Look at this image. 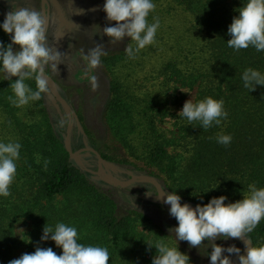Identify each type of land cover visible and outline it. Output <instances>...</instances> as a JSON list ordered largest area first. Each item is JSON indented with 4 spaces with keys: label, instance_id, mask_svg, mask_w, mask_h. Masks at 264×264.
I'll list each match as a JSON object with an SVG mask.
<instances>
[{
    "label": "trees",
    "instance_id": "trees-1",
    "mask_svg": "<svg viewBox=\"0 0 264 264\" xmlns=\"http://www.w3.org/2000/svg\"><path fill=\"white\" fill-rule=\"evenodd\" d=\"M173 1L190 13L193 21L176 45L174 56L154 78L161 79L163 90L155 95H141L127 88L124 78L111 81L106 125L125 155L118 158L102 153L101 156L104 161L118 164L141 163L153 172L150 175L163 181L162 187L176 191L190 204L203 206L220 196L227 197L226 204L236 202L248 194L250 184L264 188V86L257 85L249 91L242 80L249 68L264 73V51L258 52L251 46L235 51L227 46L231 39L228 27L246 0ZM0 42L11 43L9 34L2 29ZM146 47L158 51L151 45ZM120 55L122 58H111L107 66L115 67L119 61L130 60L126 53ZM136 56L144 55L140 51ZM16 79L0 80V106L12 93L10 85ZM26 83L36 90L34 80ZM176 85L196 89L195 103L206 97L223 100L228 118L221 125L205 130L198 122L189 124L178 116L177 136L168 139L159 124L169 117V108L175 100L172 95L167 97V93ZM44 97L34 102L39 121L35 127L41 132L34 138L32 125L33 139L30 141L28 135L19 141L20 153L26 160L17 168L16 181L10 186L11 195L0 197V264L14 260L21 246L14 234L18 221L30 227L22 255L32 254L37 248H52L56 254L62 253L54 241H42L41 237L44 226L55 227L63 222L77 228L80 243L107 246L111 254L109 264H149L148 258L156 255V251L145 239L139 238L141 244L136 241L137 227H156L165 242L172 240L175 233L168 234L170 226L164 224L159 228L138 211L123 212L111 192H103L88 182L76 167V160H70L54 130ZM221 134L232 137L229 145L217 143L216 138ZM99 181L103 182L101 178ZM159 203L162 209H169L160 199ZM245 238L252 246L264 245V220ZM238 240L244 249L243 239ZM202 244L200 248L187 246V250H194L197 258L210 263V247L205 246L208 241Z\"/></svg>",
    "mask_w": 264,
    "mask_h": 264
},
{
    "label": "rangeland",
    "instance_id": "rangeland-1",
    "mask_svg": "<svg viewBox=\"0 0 264 264\" xmlns=\"http://www.w3.org/2000/svg\"><path fill=\"white\" fill-rule=\"evenodd\" d=\"M15 3L18 8L24 7L41 11L46 26H50L49 40L53 50H59L64 54V63L58 66V72L50 73L49 80L58 97L50 90L49 93L44 94L46 111L63 145L70 131L69 148L72 154H77L84 149H91L101 159L102 153L118 158L124 156L125 151L113 138L106 125L107 107L111 100L110 83L115 78H124L123 82L127 85V88H132L141 95H155L163 90L160 84L161 79L156 81L154 78L165 62L174 56L176 45L190 28V23L193 21L192 15L184 11L183 7L178 6L173 0H156L154 2L156 4L155 11L150 13L148 22H154V17L160 21L155 45L151 44L152 47L158 48V51L153 52L151 48L145 47L141 50L144 56H136L128 61H119L118 65L113 67L111 64L107 66V62H110L113 57L119 56L122 58L120 54L125 53V49L131 41L130 38L124 37L116 44H112L109 38L103 35L104 27L114 26L115 24V22L109 23L105 18L106 14L101 10L104 0H0V4L8 9H13ZM45 5H47L46 10ZM8 12L11 11L0 7V20L2 23ZM11 36L12 34H9L10 42ZM161 39L162 41H160ZM97 45H100L107 52V55L102 57L101 66L91 73L97 77L98 85L93 91L89 81L84 76L86 64L76 53L80 49H84L86 54L87 51ZM13 50L18 51L19 46L13 45ZM46 71H50V69L46 68ZM183 90H188L190 93L183 92ZM13 95L12 91L9 96ZM171 95L175 101L169 108V117L159 124V128L168 139L177 136L176 118L180 116L179 112L186 101L192 100L195 103L197 90H189L176 85L167 93V97L171 98ZM9 96H7L5 104L0 106V141L5 143L20 141L21 143L28 135L31 136L29 138L31 141L33 138L30 134V126L32 125H34L33 137H38L41 131L35 127L37 124L39 126V121H37L38 115L35 111L34 102L17 108L9 101ZM60 101L64 103L68 110ZM14 108L17 109L14 110ZM12 109L14 111L11 112ZM61 121H66V123L61 126ZM174 153L179 154V151ZM25 160L24 154L20 153L17 168H21ZM75 160L76 167L89 183L103 192L107 193L109 191L115 196L120 210L123 212L138 211L152 219L153 223L159 228H162L164 224L170 226L171 230H167L168 234L175 233L173 229L178 225V222L170 215L169 209L161 208L157 196L150 194V187L155 185L150 180L157 182L161 187L164 183L162 180L160 181V179L150 175L153 172L146 169L141 163L118 164L102 159L104 162L101 166L102 177L106 181L122 185V187H118L119 190L113 191L105 187L107 185L105 182L99 181V162L95 154L82 153ZM138 177L150 180H137L130 185H125ZM162 188V202H164V196L170 194L171 191L168 188ZM127 201H131V203H127ZM180 203L182 205L186 203L191 207L197 206L182 198ZM164 205L170 208V205L166 203ZM155 228L139 225L136 230V237H138L136 241L140 243L139 238H142L145 239L146 244L154 245L162 239L158 234V229ZM29 231L30 227L24 225L21 221L15 224L14 234L21 244L15 254V259L21 257L25 243L28 240ZM167 243L173 247L177 244L179 251L189 256L190 264H210L206 260L202 262L197 258V253H194V250L192 252L188 251L187 246L190 245L187 241L175 242L174 237L172 240H168ZM214 243L224 248L234 245L241 250L240 254H247L246 247L243 249V244L236 238L218 239ZM152 248L156 251L154 247ZM208 251L209 253L212 251L211 247L208 248ZM61 254L57 253V255ZM224 255L229 254L224 253ZM152 257L148 258L149 264L152 262ZM230 258L234 261V264L235 262L238 264L236 254H231Z\"/></svg>",
    "mask_w": 264,
    "mask_h": 264
},
{
    "label": "clouds",
    "instance_id": "clouds-1",
    "mask_svg": "<svg viewBox=\"0 0 264 264\" xmlns=\"http://www.w3.org/2000/svg\"><path fill=\"white\" fill-rule=\"evenodd\" d=\"M155 8L154 0H104L101 10L106 14V20L115 24L104 27L103 35L112 44L124 37L130 38L134 43L126 47L125 53L130 59H134L146 46L155 43L160 21L154 17V22H148V17ZM238 12L239 15L233 18L228 27L231 39L227 41V46L235 51L250 46L258 52L264 51V0H246ZM49 27L40 10L18 8L16 3L13 11L6 13L3 23H0V29L5 34H12L11 43L5 45L0 42V80L17 78L10 85L14 95L8 97L16 107L40 101L44 94L49 93L50 73L58 72V66L64 63V54L59 50L54 51L50 44ZM13 45H18L19 50L14 51ZM76 55L86 64L84 76L95 91L98 86L97 77L91 73L101 66L102 57L107 52L97 45L86 54L84 49H80ZM46 68L50 71H46ZM28 80L35 81V91L26 83ZM242 80L244 87L252 91L257 85L264 86V73L249 68L244 71ZM183 92L190 93L188 90ZM179 115L189 124L198 122L205 130L213 125H221V121L228 118L223 100L211 97L196 103L186 101ZM64 123L66 121H61V126ZM216 140L227 146L232 137L221 134ZM21 147L19 142L0 141V197L11 195L10 186L17 175ZM150 194L160 197L155 186L150 187ZM180 199L176 191L164 196V203L170 205V215L178 222L173 229L175 242L187 241L191 247L200 248L204 245L203 241H208L205 246L212 249L208 254L210 264H234L231 254L237 255L238 264H264V245L256 247L251 245L250 240H244L247 254L242 255L241 250L234 245L224 248L214 243L218 239H241L257 228L264 220V188L250 184L249 192L242 200L227 204L225 196L214 197L207 204H198L195 208L186 203L182 205ZM49 239L62 249L61 255H57L52 248H37L34 253L23 254L9 264H109V248L80 243L75 226L63 222H58L55 227L44 226L41 240ZM148 245L156 249L151 264H190L189 256L181 253L177 244L169 246L161 239L154 245Z\"/></svg>",
    "mask_w": 264,
    "mask_h": 264
},
{
    "label": "water",
    "instance_id": "water-1",
    "mask_svg": "<svg viewBox=\"0 0 264 264\" xmlns=\"http://www.w3.org/2000/svg\"><path fill=\"white\" fill-rule=\"evenodd\" d=\"M48 87H49V90L54 94V95H56L57 96V93H56V91H54L53 90V88L51 87V85H50V83L48 82ZM58 97V96H57ZM61 102V101H60ZM62 103V102H61ZM62 105H64V103H62ZM65 106V105H64ZM66 107V106H65ZM67 108V107H66ZM67 110H68V108H67ZM69 135H70V131L68 132V134H67V136H66V140H65V143H64V146H65V150H66V152L69 154V156H70V160L71 161H73V160H75L77 157H79L82 153H93V154H95L97 157H98V162H99V164H98V167H99V176H100V178L103 180V182H105L107 185H110V186H114V187H122V185H120V184H116V183H114V182H109V181H106L103 177H102V174H101V166H102V164L104 163L103 162V160L96 154V152L95 151H93V150H91V149H84V150H82V151H80V152H78L77 154H72L71 153V150H70V148H69ZM137 180H150V179H148V178H144V177H138V178H134L132 181H130V182H128L127 184H125V185H130V184H132V183H134V182H136ZM150 182H152L153 184H155L156 186H157V189L159 190V193H160V197H159V199H160V201L162 202V191H161V187H160V185L157 183V182H155V181H152V180H150ZM163 204H164V202H162ZM193 208H195V207H193ZM243 239V241L244 240H247L245 237H243L242 238ZM246 247V246H245ZM246 249H247V247H246Z\"/></svg>",
    "mask_w": 264,
    "mask_h": 264
},
{
    "label": "flooded vegetation",
    "instance_id": "flooded-vegetation-1",
    "mask_svg": "<svg viewBox=\"0 0 264 264\" xmlns=\"http://www.w3.org/2000/svg\"><path fill=\"white\" fill-rule=\"evenodd\" d=\"M47 5H45V10L47 9L46 7ZM0 7L4 10H10V11H13V9H8L6 6H3L2 4H0Z\"/></svg>",
    "mask_w": 264,
    "mask_h": 264
}]
</instances>
